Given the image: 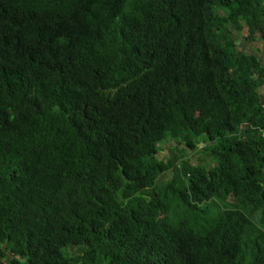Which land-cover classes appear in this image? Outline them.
I'll use <instances>...</instances> for the list:
<instances>
[{
  "label": "trees",
  "instance_id": "obj_1",
  "mask_svg": "<svg viewBox=\"0 0 264 264\" xmlns=\"http://www.w3.org/2000/svg\"><path fill=\"white\" fill-rule=\"evenodd\" d=\"M238 38L264 0H0V264H264Z\"/></svg>",
  "mask_w": 264,
  "mask_h": 264
},
{
  "label": "rangeland",
  "instance_id": "obj_2",
  "mask_svg": "<svg viewBox=\"0 0 264 264\" xmlns=\"http://www.w3.org/2000/svg\"><path fill=\"white\" fill-rule=\"evenodd\" d=\"M239 39H240V38H238V40H239ZM238 42H239V47H240V48H242V47L240 46V44H241L242 46H245V47L249 48L250 50H252L253 53H256V52H257V55H258L262 60H264V58H263V47H262V45L259 46V44H258V43H260V42L246 44L247 42L242 41L241 39H240ZM251 44L253 45L254 48H257V51H256L254 48H251ZM242 49H243V48H242ZM255 51H256V52H255ZM199 139L201 140V137H200ZM171 148H172V145L167 144V145L165 146V149L160 153L159 159H160V160H166V157L170 155V151H169V150H170ZM191 162L194 163V164L196 163L194 159H191ZM168 177H169V176L166 175L165 182L168 181Z\"/></svg>",
  "mask_w": 264,
  "mask_h": 264
},
{
  "label": "crops",
  "instance_id": "obj_3",
  "mask_svg": "<svg viewBox=\"0 0 264 264\" xmlns=\"http://www.w3.org/2000/svg\"><path fill=\"white\" fill-rule=\"evenodd\" d=\"M239 40H240V39H239ZM246 44H249V43H246ZM240 46L245 50V53H246V54H249V55H253V54H255L256 56H258V55H257V52H256V51H257V48H254L252 44H251V48H254V49L256 50V51H255L256 53H253L252 50H250L249 48H247V47H245V46H242L241 44H240ZM259 46H261V45L259 44ZM262 47H263V46H262ZM263 48H264V47H263ZM258 57H259V56H258ZM259 58H260V57H259ZM263 58H264V57H263ZM261 93H262L263 96H264V90H263V89L261 90Z\"/></svg>",
  "mask_w": 264,
  "mask_h": 264
},
{
  "label": "built area",
  "instance_id": "obj_4",
  "mask_svg": "<svg viewBox=\"0 0 264 264\" xmlns=\"http://www.w3.org/2000/svg\"><path fill=\"white\" fill-rule=\"evenodd\" d=\"M263 104H262V108L264 109V101L262 102Z\"/></svg>",
  "mask_w": 264,
  "mask_h": 264
},
{
  "label": "water",
  "instance_id": "obj_5",
  "mask_svg": "<svg viewBox=\"0 0 264 264\" xmlns=\"http://www.w3.org/2000/svg\"><path fill=\"white\" fill-rule=\"evenodd\" d=\"M200 145H203V144H200Z\"/></svg>",
  "mask_w": 264,
  "mask_h": 264
}]
</instances>
